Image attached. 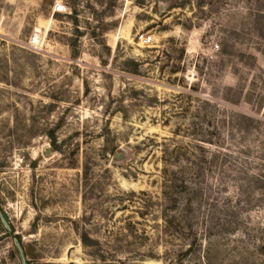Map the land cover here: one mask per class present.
<instances>
[{"label":"rangeland","instance_id":"1","mask_svg":"<svg viewBox=\"0 0 264 264\" xmlns=\"http://www.w3.org/2000/svg\"><path fill=\"white\" fill-rule=\"evenodd\" d=\"M0 211V264H264V0H0Z\"/></svg>","mask_w":264,"mask_h":264},{"label":"built area","instance_id":"2","mask_svg":"<svg viewBox=\"0 0 264 264\" xmlns=\"http://www.w3.org/2000/svg\"><path fill=\"white\" fill-rule=\"evenodd\" d=\"M53 8H54V11H56V12H63V11H65V6L61 2L56 3ZM139 39L142 42H145L146 43V42L151 41L152 36L151 35H147L146 33H142V34H140Z\"/></svg>","mask_w":264,"mask_h":264},{"label":"water","instance_id":"3","mask_svg":"<svg viewBox=\"0 0 264 264\" xmlns=\"http://www.w3.org/2000/svg\"><path fill=\"white\" fill-rule=\"evenodd\" d=\"M0 219L3 222V224L5 225V227L7 229H10L8 222L4 218L3 214L1 213V211H0ZM15 242H16V246H17V248H18V250H19V252L21 254V258H22L23 264H25V258H24L23 252H22V248H21L20 244L18 243V241L16 239H15Z\"/></svg>","mask_w":264,"mask_h":264},{"label":"trees","instance_id":"4","mask_svg":"<svg viewBox=\"0 0 264 264\" xmlns=\"http://www.w3.org/2000/svg\"><path fill=\"white\" fill-rule=\"evenodd\" d=\"M16 240L20 243V238L18 236H15ZM28 264V263H27Z\"/></svg>","mask_w":264,"mask_h":264}]
</instances>
